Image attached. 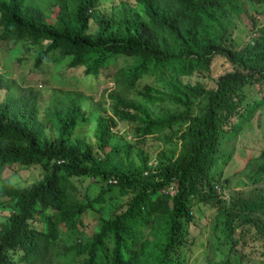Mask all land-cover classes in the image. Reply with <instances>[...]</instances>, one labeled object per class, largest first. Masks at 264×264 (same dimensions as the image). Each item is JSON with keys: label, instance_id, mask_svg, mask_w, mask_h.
<instances>
[{"label": "trees", "instance_id": "16d2710c", "mask_svg": "<svg viewBox=\"0 0 264 264\" xmlns=\"http://www.w3.org/2000/svg\"><path fill=\"white\" fill-rule=\"evenodd\" d=\"M136 1L146 17H95L97 0H47L56 6L49 18L33 0H0V39L46 40L35 64L57 50L68 65H82L84 73L95 74L111 55L137 57L115 70L113 85L100 96L98 102L107 99L110 112L101 106L104 111L96 115L97 148L74 133L77 121L86 117L75 92L55 88L62 95L49 98L40 110L34 86L18 85L0 73V171L31 163L44 169L29 185L0 179V201H12L6 228H0V264H50L52 257L63 264H185L192 198L217 195L218 181L209 169L219 140L232 138L264 103V25L242 47L224 40L231 16H245L254 26L247 4L257 9L264 0ZM258 12L264 15L261 8ZM216 55L227 64L212 76ZM192 71L209 80L181 78ZM148 75L164 78L162 86L139 83ZM195 98L201 105L192 113ZM119 119L131 130L128 143H136L139 168L130 160L127 168L108 166L109 153L119 146L105 150L106 137ZM154 134L161 146L151 164L150 152L139 141ZM177 141L182 150L176 154ZM82 174L100 183L96 195L85 200L76 196L71 178ZM112 187L121 198L112 202L107 216H96L93 202L103 201ZM262 209L264 198L239 197L233 208L222 206L233 244L256 243L264 253V217L252 213ZM86 213L97 218L94 228L85 238L77 233L65 243L69 230L82 231Z\"/></svg>", "mask_w": 264, "mask_h": 264}, {"label": "rangeland", "instance_id": "374dc122", "mask_svg": "<svg viewBox=\"0 0 264 264\" xmlns=\"http://www.w3.org/2000/svg\"><path fill=\"white\" fill-rule=\"evenodd\" d=\"M33 1L43 9L47 17L53 18L56 6L48 5L47 0ZM247 6L256 24L253 26L251 20L245 16H231L224 38L225 42L231 46L242 47L251 43L252 36L259 30L258 26L264 25V15L258 12L260 8L264 11V7L258 6L257 9H254L255 7L251 4H247ZM129 13L146 17L142 5L136 0H97L93 8L95 17L102 14L118 17L121 14ZM95 25L94 19L91 18L89 29H93ZM45 41L42 39L32 43L24 39H0V73L13 78L18 85L34 86L38 91L40 110L49 98L62 95L55 88L75 92L79 96V102L86 117L77 121L74 133L84 137L94 148H97L94 136L96 115L104 111L101 110V106H105V112H110L107 99L102 103L98 102L100 96L105 89L113 85L115 70L120 66L134 63L137 57L124 54L111 55L107 64L97 73L86 74L83 72L82 65H68L67 57H60L57 50H50L41 63L35 64L34 57L43 48ZM226 64V60L222 56H214L210 64V75H217ZM163 76L165 77V75ZM181 78L190 82L197 78L209 80L207 77H198L195 71L182 74ZM163 79L148 75L143 76L139 83L147 81L161 85ZM248 90L251 96L256 95L253 86H250ZM3 92L4 89H0V95ZM200 105V99L195 98L190 111L197 112ZM130 136L131 130L127 128V123L123 120H117L116 124L111 127V133L106 137L107 147L105 150H108L110 145L119 147L116 151L109 153L108 166L127 168V160H130L135 167H140L135 152L136 143H128ZM139 142L150 152L148 162L154 164L155 150L161 146L156 134ZM263 143L264 103L254 108L232 138L221 137L219 140L217 154L209 169L211 176L218 181L217 195L204 199L192 198L193 218L185 224L188 237L187 248L184 250L185 264H206L207 260H212L215 264H229L231 258L235 260V264H264V253L260 251L261 247L256 243L248 242L243 246L240 243H232L231 237L234 234L232 228L226 224L221 210L222 206L233 208L239 197L257 200L264 198V155L261 154ZM179 150H182V144L177 141L176 154ZM126 151L127 155H125ZM97 152L101 155L103 153L100 150ZM43 172L44 169L39 164L31 163L26 166H17L13 172L1 170L0 179L7 177L15 185H29L38 181ZM71 178L77 187L76 196L81 199L94 197L100 188V183L95 182L89 175L82 174ZM116 193V187H112L108 193L104 194L103 201L93 202V206L97 210L96 216L98 214L108 215L112 208V202L121 198ZM108 194H114V198L107 199ZM11 203L12 201L5 198L0 201V228H6ZM252 213L264 217L263 209ZM84 218L87 223L79 228L82 231L69 230L65 243H70L77 233L85 238L91 232L97 218L89 213H86ZM34 222L37 226L43 224L38 219H35ZM237 228H235V234ZM50 264H63V262L60 257H52Z\"/></svg>", "mask_w": 264, "mask_h": 264}]
</instances>
